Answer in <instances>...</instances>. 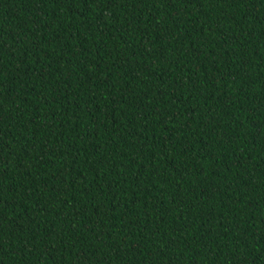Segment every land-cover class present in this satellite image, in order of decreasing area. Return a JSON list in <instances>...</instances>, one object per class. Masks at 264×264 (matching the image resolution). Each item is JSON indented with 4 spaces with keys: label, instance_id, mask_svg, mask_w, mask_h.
I'll return each instance as SVG.
<instances>
[{
    "label": "trees",
    "instance_id": "trees-1",
    "mask_svg": "<svg viewBox=\"0 0 264 264\" xmlns=\"http://www.w3.org/2000/svg\"><path fill=\"white\" fill-rule=\"evenodd\" d=\"M0 264H264V0H0Z\"/></svg>",
    "mask_w": 264,
    "mask_h": 264
}]
</instances>
